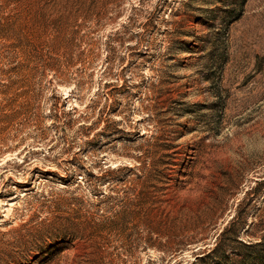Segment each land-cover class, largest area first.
I'll use <instances>...</instances> for the list:
<instances>
[{
	"label": "rangeland",
	"instance_id": "rangeland-1",
	"mask_svg": "<svg viewBox=\"0 0 264 264\" xmlns=\"http://www.w3.org/2000/svg\"><path fill=\"white\" fill-rule=\"evenodd\" d=\"M0 264H264V0H0Z\"/></svg>",
	"mask_w": 264,
	"mask_h": 264
}]
</instances>
